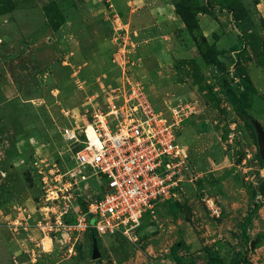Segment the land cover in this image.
Returning a JSON list of instances; mask_svg holds the SVG:
<instances>
[{
  "label": "rangeland",
  "instance_id": "1",
  "mask_svg": "<svg viewBox=\"0 0 264 264\" xmlns=\"http://www.w3.org/2000/svg\"><path fill=\"white\" fill-rule=\"evenodd\" d=\"M123 69L170 120L176 106L191 179L132 239L99 236L92 259L90 231L70 225L102 183L90 170L77 176L78 145L62 134L88 125ZM242 79L264 128V0H0V236L27 247L0 261L175 264L169 249L181 241L178 253L196 264H207L206 249L225 264H264V162L250 119L225 95ZM62 185L70 196L46 200ZM38 222L54 226L46 251Z\"/></svg>",
  "mask_w": 264,
  "mask_h": 264
},
{
  "label": "built area",
  "instance_id": "2",
  "mask_svg": "<svg viewBox=\"0 0 264 264\" xmlns=\"http://www.w3.org/2000/svg\"><path fill=\"white\" fill-rule=\"evenodd\" d=\"M118 59L119 55H114V61ZM104 98L102 104L93 107L88 125L80 127V133L64 129L62 134L78 145L73 155L77 176L82 180V172L90 170L102 183L98 197L84 212L76 213L70 226L74 233L94 229L98 236L132 239L143 217L154 214L159 203L172 201L182 183L191 179L190 159L175 135L181 120L176 106L169 108L170 120L126 69L115 84L105 88ZM87 126L93 131L92 137ZM69 190L65 185L49 188L46 200L65 198L63 193ZM206 204L211 215L219 214L211 199ZM12 224L20 225L17 220ZM37 225L44 233L38 247L46 251L43 239L51 241L48 233L54 226L47 222Z\"/></svg>",
  "mask_w": 264,
  "mask_h": 264
},
{
  "label": "trees",
  "instance_id": "3",
  "mask_svg": "<svg viewBox=\"0 0 264 264\" xmlns=\"http://www.w3.org/2000/svg\"><path fill=\"white\" fill-rule=\"evenodd\" d=\"M251 88V83L248 80H241L239 87H233L229 89L225 95L230 103L234 113L243 121L248 123L251 115L247 111V102L249 100V91ZM249 124V123H248ZM171 201H167L168 207ZM91 237V242L93 239L98 240V235L94 229L89 230ZM181 241L175 242L171 245L169 249V254L175 264H196L191 258L185 259L177 251ZM207 264H225L223 259L219 256L217 252H214L212 249H206Z\"/></svg>",
  "mask_w": 264,
  "mask_h": 264
},
{
  "label": "water",
  "instance_id": "4",
  "mask_svg": "<svg viewBox=\"0 0 264 264\" xmlns=\"http://www.w3.org/2000/svg\"><path fill=\"white\" fill-rule=\"evenodd\" d=\"M250 123L254 129V133L256 136V144H257V148H258V154L264 162V128L254 118H250ZM99 256H100V254H99V251L97 248V242L95 239H93L91 242V258L97 259V258H99Z\"/></svg>",
  "mask_w": 264,
  "mask_h": 264
},
{
  "label": "crops",
  "instance_id": "5",
  "mask_svg": "<svg viewBox=\"0 0 264 264\" xmlns=\"http://www.w3.org/2000/svg\"><path fill=\"white\" fill-rule=\"evenodd\" d=\"M24 240L27 241V238H24ZM6 241H7V239H5L3 236H0V254L4 255L5 258H6V255H8V254L9 255L10 254L20 255V253H23L25 251V249H27V247H24V243H20L19 245H16V246H14V244H13V246L11 248H8L6 246L7 244H5ZM43 242H44V239H43ZM32 255H33V251H32ZM0 258H2V256ZM2 261H3V264L8 263V259L2 260ZM2 261H0V264H2Z\"/></svg>",
  "mask_w": 264,
  "mask_h": 264
},
{
  "label": "bare ground",
  "instance_id": "6",
  "mask_svg": "<svg viewBox=\"0 0 264 264\" xmlns=\"http://www.w3.org/2000/svg\"><path fill=\"white\" fill-rule=\"evenodd\" d=\"M86 131H87V134L89 137L93 136V131H92L91 127L87 126Z\"/></svg>",
  "mask_w": 264,
  "mask_h": 264
}]
</instances>
